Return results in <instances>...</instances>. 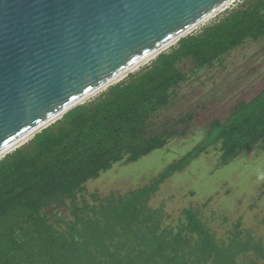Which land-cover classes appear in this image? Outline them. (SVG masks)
Here are the masks:
<instances>
[{"label":"trees","instance_id":"trees-1","mask_svg":"<svg viewBox=\"0 0 264 264\" xmlns=\"http://www.w3.org/2000/svg\"><path fill=\"white\" fill-rule=\"evenodd\" d=\"M262 38L264 0H245L2 158L0 264H264L263 240L239 222L219 237L197 209L185 208L168 223L163 204L149 205L165 181L209 150L222 167L247 152H264V89L237 104L226 120L210 122L203 139L148 184L125 194L82 195L113 165L136 163L175 135L168 124L148 131L186 81L181 67H211Z\"/></svg>","mask_w":264,"mask_h":264},{"label":"water","instance_id":"water-1","mask_svg":"<svg viewBox=\"0 0 264 264\" xmlns=\"http://www.w3.org/2000/svg\"><path fill=\"white\" fill-rule=\"evenodd\" d=\"M228 1L0 0V155Z\"/></svg>","mask_w":264,"mask_h":264},{"label":"rangeland","instance_id":"rangeland-1","mask_svg":"<svg viewBox=\"0 0 264 264\" xmlns=\"http://www.w3.org/2000/svg\"><path fill=\"white\" fill-rule=\"evenodd\" d=\"M244 1H228L227 5L184 37L195 34L212 22L215 16L223 13V8H233ZM177 42L159 52H168ZM156 54L140 63L135 70L125 73L116 84L126 81L129 75L145 70L155 60ZM181 70L187 76L186 81L173 92L170 107L156 115L148 131H159L164 124H168L175 135L167 139L164 148L138 162L115 164L97 179L89 181L82 193L86 199L93 193L102 196L125 194L148 184L167 166L194 148L203 139L210 122L226 120L237 104L250 101L259 94L264 89V38L245 42L211 67L192 72L186 67H181ZM109 87L83 102H93ZM218 157L217 152L209 150L194 160L182 172L165 181L149 205L158 208L163 204L168 223H173L185 208L197 209L219 237L239 222L242 231L264 242V152H247L225 167L220 166ZM56 211L67 215V209L58 208Z\"/></svg>","mask_w":264,"mask_h":264},{"label":"bare ground","instance_id":"bare-ground-1","mask_svg":"<svg viewBox=\"0 0 264 264\" xmlns=\"http://www.w3.org/2000/svg\"><path fill=\"white\" fill-rule=\"evenodd\" d=\"M230 1H232V0H229V2H230ZM229 2H228V3H229ZM228 3H227V4H228ZM227 4H224V5H227ZM224 5H223L222 7H224ZM211 15H212V14H211ZM211 15H209L208 17H206V18L203 19L202 21L207 20V18H209ZM202 21H200L199 23H201ZM199 23H198V24H199ZM198 24H196L195 26H193L188 32H190V31H191L193 28H195ZM188 32H187V33H188ZM174 41H175V40H174ZM174 41L170 42L169 44L165 45L164 47H165V48H166V47H169L171 44H173ZM164 47H163L162 49H164ZM162 49H161V50H162ZM155 54H156V53H155ZM153 55H154V54H153ZM153 55L148 56V58H146V59L142 60L141 62H139L138 64L134 65V66L131 67L129 70H127L126 72H124V73L121 74L120 76L116 77L114 80L110 81L109 83H107L106 85H104L103 87H101L100 89H96L94 92H92V93H90L89 95H87L83 100H87V99H89V98H93V97L97 96L100 92L104 91L108 86H111V85L116 84L120 79H122V77L125 75V73H127V72H129V71L131 72V71L135 70V69L139 66L140 63L143 64V62L149 60V58L152 57ZM60 116H61V115H58V116H56L55 118L51 119V120H50L45 126H47V125L53 123V122L56 121ZM42 128H43V127H42ZM39 130H41V128L38 129V130H36V131H34V132H32V133H31L29 136H27L23 141H21L20 143H18L17 145H15V146L12 147L11 149H9L8 151H6V152L3 153L2 155H0V158H1L3 155H5V154H7V153H9V152H11V151H13V150H14L15 148H17L19 145L28 142V140H30V137H32V136H33L35 133H37Z\"/></svg>","mask_w":264,"mask_h":264},{"label":"built area","instance_id":"built-area-1","mask_svg":"<svg viewBox=\"0 0 264 264\" xmlns=\"http://www.w3.org/2000/svg\"><path fill=\"white\" fill-rule=\"evenodd\" d=\"M239 5H240V4L234 6L233 8H229L228 6L225 7V8H223L222 10H224V9H225V10L223 11V13H222L221 15L215 16V17H214V20H213L212 22H210V23L207 24V25H204V26H203L198 32H196V34H199V33L203 30V28H205V27H208V26H211V25H214V24L219 23L220 20H222L225 16L228 15V13H230L233 9L237 8ZM169 51H170V50H169ZM169 51H168V52H169ZM149 66H150V65H148V67H149Z\"/></svg>","mask_w":264,"mask_h":264}]
</instances>
